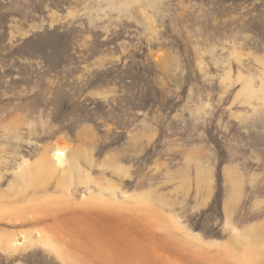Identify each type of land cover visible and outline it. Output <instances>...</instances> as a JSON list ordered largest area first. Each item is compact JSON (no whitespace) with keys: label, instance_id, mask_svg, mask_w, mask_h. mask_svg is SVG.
Instances as JSON below:
<instances>
[{"label":"rangeland","instance_id":"obj_1","mask_svg":"<svg viewBox=\"0 0 264 264\" xmlns=\"http://www.w3.org/2000/svg\"><path fill=\"white\" fill-rule=\"evenodd\" d=\"M0 264H264V0H0Z\"/></svg>","mask_w":264,"mask_h":264},{"label":"bare ground","instance_id":"obj_2","mask_svg":"<svg viewBox=\"0 0 264 264\" xmlns=\"http://www.w3.org/2000/svg\"><path fill=\"white\" fill-rule=\"evenodd\" d=\"M55 161H56V164H54V166H53V168H52V171H57V169H60V167H64V161H63V154L61 153V151H58L56 154H55ZM99 204V209H100V211L101 212H110L111 211V207L108 205V204H106L105 202H98L97 203V205ZM84 206H86V207H89V205H86V204H83ZM39 207L40 209H41V212L39 213L38 212V217L36 218V219H39V216L40 215H44V216H46V215H49L50 216V214H52V213H54V212H50V211H46L45 209H43V207H42V204L40 205H36L35 207ZM92 207V206H91ZM71 208H73V207H71ZM64 211H67L68 209H66V208H62ZM86 209V208H85ZM98 209V210H99ZM38 211V210H37ZM67 212H69L68 214H69V216H68V218L66 217V219H68L69 221H71L72 222V224H70V225H73V224H82L83 222L84 223H86L87 224V221L90 219L89 217H86L85 219H80V212L78 213V212H75L74 210H70V208H69V210L67 211ZM34 214H35V212H33ZM103 213H101V215H102ZM107 213H105V215H106ZM53 215V214H52ZM86 215V214H85ZM54 216H57L56 214L54 215ZM102 216H104V214L102 215ZM102 216H100V217H102ZM48 217V216H47ZM99 216H96L95 218H100ZM33 218V217H32ZM61 218V217H60ZM58 222H60V223H62V224H65V222H64V220L61 218V219H59L58 218V216L55 218ZM93 219V218H92ZM91 219V220H92ZM67 220V221H68ZM81 220H83V222L81 221ZM94 220V219H93ZM102 220V221H101ZM100 220V222L103 224L104 223V221L103 220H105V217H103V219H101ZM66 221V222H67ZM99 222V221H98ZM67 223H69V222H67ZM83 223V224H84ZM65 225H67V224H65ZM69 225V226H70ZM104 225V224H103ZM100 231H102V232H104V233H106V234H108V233H110L111 231H112V229L111 228H109V227H106V228H104V227H101V230ZM46 240H48L47 238H41V241H44V242H46ZM14 243H21V242H14Z\"/></svg>","mask_w":264,"mask_h":264}]
</instances>
